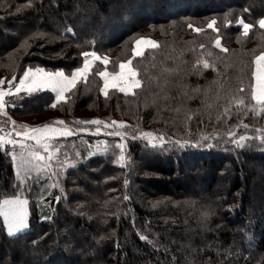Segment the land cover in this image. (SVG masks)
I'll return each mask as SVG.
<instances>
[{"label": "trees", "instance_id": "trees-1", "mask_svg": "<svg viewBox=\"0 0 264 264\" xmlns=\"http://www.w3.org/2000/svg\"><path fill=\"white\" fill-rule=\"evenodd\" d=\"M261 18L264 0H0L4 81L15 83L26 68L69 74L83 52L109 60H93L85 82L55 108L45 92L6 101L5 115L18 125L63 120L87 134L57 139L51 166L23 183L12 153L27 151L0 147V200L19 195L29 209L16 236L0 217V264H264V199L255 203L248 189L251 163L264 171V111L251 99ZM237 19L253 25L247 36ZM212 20L218 31L207 27ZM140 37L157 46L133 57ZM129 59L140 87L103 95L96 73ZM85 120L104 123H76ZM199 181L200 195L183 187Z\"/></svg>", "mask_w": 264, "mask_h": 264}, {"label": "snow or ice", "instance_id": "snow-or-ice-1", "mask_svg": "<svg viewBox=\"0 0 264 264\" xmlns=\"http://www.w3.org/2000/svg\"><path fill=\"white\" fill-rule=\"evenodd\" d=\"M216 21L212 20L208 23L207 27L213 28V25H215ZM226 23H231L230 21H226ZM236 23L240 26H242V34L247 36L248 32L251 28H253V25L245 23L243 19H237ZM257 24L261 29H264V18H261L257 21ZM189 27H192V25H189ZM196 32H200L201 29L194 28L193 29ZM214 31H218V29L213 28ZM67 31L71 32L72 29L69 28ZM215 44L217 47H221L220 44V38L217 37L215 40ZM27 46V40H25L22 44V47ZM145 46H151L156 47L157 42L140 37L134 41V46L132 47V56H141L144 52ZM201 48L204 47V45H200ZM222 51H228L227 49H221ZM85 57L83 61L82 67H77L74 71H72L71 75L66 76L63 71L59 72H46L43 68L37 67V68H28L23 72V75L19 78V83L16 85H12V81L9 80L7 83L9 84V90L6 93L3 88H0V113L5 112L6 108V101H5V95H11L12 89L14 88L15 92L19 93L21 90H24L31 94L34 91H38L45 88H50L53 92L56 93L55 102L51 104V107H56V102H59L61 100L65 99L64 93L67 92L70 88L75 87V84L78 79L82 77H86V74L89 72L91 65L93 63V60H101L102 63L105 65L108 64L109 60L108 57L101 58L97 55L95 51L92 52H83L81 53ZM210 55V53H209ZM91 58V59H90ZM132 61L131 59L121 62L119 64V71H99L96 73V75L100 76L104 81V87L101 88V91L107 95V89L109 87L118 88L119 91L128 93L132 91L134 88H139L141 85V81L138 80L137 77V70L133 67H131ZM203 65V68L207 69L209 67H213L214 65H211L207 60H198L197 64ZM253 63L255 64V69L252 72V77L254 79V84L252 85L251 89V99L255 101V105L252 106L253 110L255 111L256 106H259L261 111H264V52H261L259 55L255 56ZM15 79V77H13ZM5 81L3 79H0V85L4 84ZM243 90L242 88L240 89ZM232 100L236 105H244L245 100L243 98H236L233 97ZM228 109H225V113H227ZM6 114V113H5ZM190 118V117H189ZM15 121H12V124L15 125ZM57 125H64L65 121L58 120L54 122ZM76 123L81 124H95L100 125L103 124V121L100 120H85V121H77ZM117 121H112V125H116ZM120 126L124 127L123 123L120 122ZM20 128L24 129L23 131H17V136H22L28 140L35 141V144L37 146L43 147L44 151L48 153L47 158L40 154L39 151L35 150V148H28L25 144L22 142L20 143V147L22 149H25L27 151V155H25V152L22 151L19 154V157L15 152L12 153V158L14 161V165L19 160V163L17 166V178L21 180V183H23L24 179L28 177L31 171L35 170L37 172L44 170L46 167H50V164L42 163L46 159L50 161L52 157V153L58 151V149H55L54 147H50L49 141L52 137H58V136H70L72 135V132L68 130L67 128H55L52 125L44 124L35 128H30L27 125H20ZM105 127H111V125L105 124ZM247 127V125H245ZM81 131H85V129H81ZM97 132L100 131L99 127L96 129ZM110 135H123L121 133H109ZM143 136L146 137H152V133H142ZM229 135H233L232 133H229ZM161 141L163 140V137H160ZM240 141H244L246 137L241 136ZM264 139V138H262ZM5 142V138L3 136H0V147L3 146ZM236 143L237 141H233ZM7 143L10 144H16L17 141H13L9 139ZM177 144H180L181 147L184 146L185 143L189 142H181L177 141ZM195 146V145H193ZM211 147V145H208ZM238 146L243 147V144H238ZM118 148H120V155L118 157V162H122L124 160V151H123V145H117ZM23 173V175H21ZM127 184V181H125ZM59 199V197H57ZM127 199V197H125ZM27 205L28 201L27 199H21L19 195H16L11 198H6L4 200H0V217H3L4 225L7 228L8 235L13 236L22 230L26 229L28 227V212H27ZM141 239H146V237H141Z\"/></svg>", "mask_w": 264, "mask_h": 264}, {"label": "rangeland", "instance_id": "rangeland-1", "mask_svg": "<svg viewBox=\"0 0 264 264\" xmlns=\"http://www.w3.org/2000/svg\"><path fill=\"white\" fill-rule=\"evenodd\" d=\"M4 39V37L0 38V40ZM91 59V58H90ZM131 66V65H130ZM79 67H82L79 66ZM28 68H26L25 70H27ZM34 69V68H33ZM76 69V68H75ZM75 69H73L72 71H74ZM91 69V68H90ZM255 69V64L253 66V70ZM24 70V71H25ZM23 71V72H24ZM59 71H63V70H56V71H53V72H59ZM71 72H69V74H67L66 72H64V74L66 76L68 75H71ZM118 71H119V68H118ZM117 71V72H118ZM48 72V71H46ZM1 74V73H0ZM23 75V73H22ZM21 75V76H22ZM20 76V77H21ZM0 77H3V75H0ZM19 77V78H20ZM1 79V78H0ZM87 79V75L86 77H82L80 79L77 80L76 84L78 83H81V82H85V80ZM75 84V85H76ZM253 84H254V79H253ZM104 87V81L102 82L101 84V87L100 88H103ZM111 89H117L119 90L118 88H114V87H109L106 91L108 93L109 90ZM135 89V88H134ZM132 89V90H134ZM102 92V91H101ZM103 95H105L103 92H102ZM147 140L152 144L154 141H156V139L152 136V137H147ZM8 145H6L5 143L3 144V146L1 148H4ZM19 146V145H17ZM27 147H30L27 145ZM250 168V171H252V173H254V176L253 177H250L252 178V185L248 188L249 189V197L256 203V200L258 201H262L264 199V192H262L264 190V171L262 169V165L260 164V162H258V160H254L251 165L249 166ZM231 173L230 174H227L225 175V177L218 183L220 186H224V188L228 187L229 184L231 183ZM184 188H187L188 190H190L191 192L193 193H196V194H202V190H203V182L199 181L197 182L195 185H192V186H183ZM27 212H28V218H29V209H28V205H27ZM2 218V221L4 223V220H3V217ZM4 228H5V232H6V235H8V231H7V228L5 227L4 225ZM27 229V228H26ZM26 229L22 230L21 232L13 235V236H16L22 232H24ZM86 234V231L84 230V232L82 231L81 232V235L84 237V235ZM81 236V237H82Z\"/></svg>", "mask_w": 264, "mask_h": 264}, {"label": "crops", "instance_id": "crops-1", "mask_svg": "<svg viewBox=\"0 0 264 264\" xmlns=\"http://www.w3.org/2000/svg\"><path fill=\"white\" fill-rule=\"evenodd\" d=\"M83 66V65H82ZM52 73H55V72H52ZM89 73V72H88ZM87 73V74H88ZM86 74V75H87ZM12 81V80H11ZM8 81H5V83L4 84H2V85H0V88H3L4 90H5V92L7 93L8 92V90H9V84L7 83ZM19 83V79L15 82V83H13L12 85L14 86V85H16V84H18ZM72 88H70L67 92H65L64 93V96H66V94L71 90ZM39 92H45V93H48V94H50L51 96H52V103L53 102H55V97H56V93L55 92H53L50 88H45V89H41V90H38V91H34V92H32L31 94H29L28 92H26V91H24V90H21L19 93H17V92H15V90H14V88L12 89V94L11 95H5V101H7L10 97H15V96H17V95H20V94H25V95H32V94H35V93H39ZM65 100V99H64ZM64 100H61V101H59V102H62V101H64ZM59 102H56V104L57 103H59ZM1 115H3V116H5L6 118H8L6 115H5V112L4 113H0ZM56 121H58V120H56ZM55 121H53V122H49L48 124L49 125H52L53 127H55V128H67L68 130H70L71 132H72V135H70V136H67V137H64V136H58V137H52L51 139H50V141H49V144H50V147H54L55 148V142H57L56 140L57 139H61V138H64V139H66V138H73V137H76V136H78V135H80V134H87L86 132H82V131H80V130H78V129H74V128H70V127H68V126H66V125H57V124H55L54 123ZM15 128L17 129V131H23L24 129H22V128H20L19 126L20 125H18V124H16L15 123ZM36 127H38V126H36ZM30 128H35V127H30ZM23 143V144H25L26 146L28 145V146H30V147H28V148H35V150H37V151H39L40 152V154L41 155H43V156H45L46 158H47V156H48V153H46L45 151H44V149H43V147H40V146H37L36 144H35V141H32V140H28V139H26V138H24V137H22V136H19V142L16 144V145H19L20 146V143ZM55 152H53L52 153V157H53V154H54ZM54 160H55V158H52L50 161H48L47 159L45 160V162H47L48 164H51V163H53L54 162Z\"/></svg>", "mask_w": 264, "mask_h": 264}, {"label": "built area", "instance_id": "built-area-1", "mask_svg": "<svg viewBox=\"0 0 264 264\" xmlns=\"http://www.w3.org/2000/svg\"><path fill=\"white\" fill-rule=\"evenodd\" d=\"M17 129L12 124L11 120L0 114V136L5 138L6 145H12L7 143L9 139L19 142V136L16 135Z\"/></svg>", "mask_w": 264, "mask_h": 264}]
</instances>
